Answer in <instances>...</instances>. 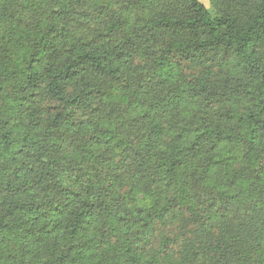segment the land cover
Segmentation results:
<instances>
[{"label":"trees","instance_id":"16d2710c","mask_svg":"<svg viewBox=\"0 0 264 264\" xmlns=\"http://www.w3.org/2000/svg\"><path fill=\"white\" fill-rule=\"evenodd\" d=\"M0 0V264H264V0Z\"/></svg>","mask_w":264,"mask_h":264},{"label":"rangeland","instance_id":"374dc122","mask_svg":"<svg viewBox=\"0 0 264 264\" xmlns=\"http://www.w3.org/2000/svg\"><path fill=\"white\" fill-rule=\"evenodd\" d=\"M207 8H212L211 0H200Z\"/></svg>","mask_w":264,"mask_h":264}]
</instances>
